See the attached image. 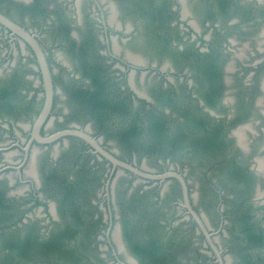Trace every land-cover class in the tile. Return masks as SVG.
I'll list each match as a JSON object with an SVG mask.
<instances>
[{"label":"flooded vegetation","instance_id":"obj_1","mask_svg":"<svg viewBox=\"0 0 264 264\" xmlns=\"http://www.w3.org/2000/svg\"><path fill=\"white\" fill-rule=\"evenodd\" d=\"M0 12L34 36L52 83L37 124L46 90L36 50L0 24V264H179L174 255L189 251L228 264L217 236L229 233L233 264H264V0H0ZM90 111L96 121L79 120ZM68 129L147 173H180L221 261L178 178L114 165L77 134L51 138ZM138 150L184 161L151 168Z\"/></svg>","mask_w":264,"mask_h":264},{"label":"rangeland","instance_id":"obj_2","mask_svg":"<svg viewBox=\"0 0 264 264\" xmlns=\"http://www.w3.org/2000/svg\"><path fill=\"white\" fill-rule=\"evenodd\" d=\"M264 31V28L261 30V32H263ZM260 32V33H261ZM260 40H261V37H259V38H257V42H260ZM120 44V43H119ZM138 76H134V78H133V83L136 85V87L138 88V89H143L148 95L151 93H149V90H147V87L146 86H143L139 81H138ZM230 96V95H229ZM231 97V99H232V96H230ZM260 99H259V102L262 104H264V94H262L261 96H258ZM258 97H257V99H258ZM261 107H263V112H264V106H262L261 105ZM78 118H79V120H83V119H86V121L87 122H91L92 120H93V122L94 121H96L97 119H96V117L94 116V117H91V111L90 112H87L84 116L83 115H79L78 116ZM245 127H247V128H249V129H255V130H253V131H256V130H258L259 131V129L258 128H256L255 126H252L250 123H245V124H243ZM263 128H264V126H263ZM99 135H101V136H105V134H106V132L105 131H101V132H99L98 133ZM108 141H110L111 143H114V145H117L118 147L120 146V143L119 142H116L115 140H113V139H111V138H109V137H107L106 138ZM264 145V137L263 138H261L260 139V147H262ZM115 148H117L116 146H114ZM120 148V147H119ZM118 149V148H117ZM119 150V149H118ZM121 151V150H120ZM138 155L136 156L137 157V159H140L139 160V162L141 163V161L143 162H145V164L148 166V167H151V168H160V167H162L163 165H166V164H168V165H171V166H175V165H179L180 163H181V161H184V156L182 155V154H176V152L175 153H171L170 151H167L162 157H159V158H154V157H152V156H148L147 154H146V152L145 151H142V150H138ZM126 157H128V158H131V157H133L134 155H131V153H129V152H127V153H123ZM258 156L256 157V159H258V160H262V161H264V149L263 148H261V150L259 151V153L257 154ZM264 168V167H263ZM187 177H188V179H190V181L191 180H193V181H196V182H198L199 183V180H198V178L197 177H195V175L193 174V173H188V171H187ZM199 179H200V176H199ZM117 181H116V186H117V188H119V187H122V186H124V184H125V179H124V177H120L119 179H116ZM197 183V184H198ZM196 187H194V191H193V193H195V189ZM262 193L261 194H263V196L261 197V201H264V189L263 188H261V190H260ZM99 193H101L102 194V191H100ZM154 192L153 191H151V192H148V195H149V198H153L154 197V194H153ZM147 195V196H148ZM155 204V203H154ZM264 204V203H263ZM156 205V204H155ZM149 205L148 204H146V206L144 207V209H147V208H149L148 207ZM157 206H159V205H156V207ZM200 206V205H199ZM202 206H200V208H201ZM152 208H154V205H153V203H152V205L150 206V208L149 209H152ZM163 210H166V207L164 206L163 207ZM161 211H162V207H160L159 206V208H158V212H160L161 213ZM200 212H201V214L203 215V217H204V219H205V221H206V223L210 226V227H213V228H216V223H215V219H216V216L210 211V210H207V209H204V207H203V209L201 208L200 209ZM106 213V212H105ZM84 214H86V215H88V216H90V214H91V209H90V211H89V209L87 210V211H85L84 212ZM263 222H264V220H263ZM188 225H187V223L184 221V222H182V223H180V225L178 226L180 229H183V228H185V227H187ZM189 227V226H188ZM102 231H104L105 232V229L104 228H102L101 229ZM102 235H101V237L104 239V237H103V233H101ZM116 234V233H115ZM99 235H100V233H99ZM229 235V236H228ZM227 236H224V237H222V236H217V242L219 243V245L221 246V247H223V248H227L226 250H225V255H226V260L228 261V264H233V261H236V257H235V255L230 251V250H228V248L229 249H231L230 248V246H231V243H233L232 242V239H236V238H234V235L232 236L231 235V233H229ZM115 238V237H114ZM187 238V240H188V242H192L193 244H194V247H195V249H203V244H204V242H203V240L201 239V238H197L196 236H190L189 238H188V236L186 237ZM116 239V238H115ZM99 241V240H98ZM116 241H117V246H118V248L120 249L121 247H122V244L120 243V241H118L117 239H116ZM86 248L87 249H89V251H91L92 253H95V254H97V252H99V251H97L96 250V246H95V244H94V241H93V239H92V235H91V239L89 240H86ZM99 243V246L102 248H104V244H105V242L102 240V239H100V241L98 242ZM108 248V247H107ZM90 252V253H91ZM181 253V252H180ZM178 254V253H176L175 255H174V257L175 258H177L178 259V261H179V264H208L207 263V261L204 259V258H202V257H199V255H196V254H192L191 255V251H189V255L190 256H188V253H186V254ZM127 255H129V254H127ZM97 256H100V255H97ZM47 264H51V263H47ZM215 264V263H214Z\"/></svg>","mask_w":264,"mask_h":264},{"label":"water","instance_id":"obj_3","mask_svg":"<svg viewBox=\"0 0 264 264\" xmlns=\"http://www.w3.org/2000/svg\"><path fill=\"white\" fill-rule=\"evenodd\" d=\"M0 24H2L5 28L10 29L12 32H14L18 36L22 37L23 39L29 41L31 43V45L36 50L38 59L40 61L41 67H42L43 76H44L45 90H46L45 104H44V107L42 109V112H41L39 118L37 119V124H40L45 119V117L47 116V114H48V112L50 110V107H51V102H52L51 76H50V73H49V70H48V67H47V63L45 61V57H44L42 51L40 50V48L38 47L36 41L34 40V36L29 34L22 27H20L16 23H14L8 17L3 15L1 12H0ZM68 133L77 134V135H80V136L84 137L89 142H91V144L93 146H95V148L98 151H100L105 157H107L114 165H118V166H121V167H124V168H128V169L134 171L135 173H137L139 175H142L143 177L152 178V179H165L166 177L174 176V177L178 178V180L181 182L182 187H183L185 206L188 208L189 212L193 215L194 219L196 220L197 224L199 225V228L202 230V232L204 233L207 241L209 242L211 248L213 249V251L215 252L217 257L219 258V261H221L220 251L217 249V247L215 246V244L213 242V239H212V236L215 233H213V232L211 233V232L208 231V229L203 224V222L200 219V217L196 214V212L193 210V208L189 204L185 180H184L183 176L180 173H178V172H176L174 170L165 171L164 173H159V174L147 173L145 171H142L141 169H138L137 167H135V166H133V165L127 163V162H124L122 160H119L116 157H114L108 151L103 149L94 137L89 136L88 134H86L85 132H83L81 130H72V129L63 130V131L57 132L51 138H54V137H57V136H60V135H64V134H68Z\"/></svg>","mask_w":264,"mask_h":264},{"label":"trees","instance_id":"obj_4","mask_svg":"<svg viewBox=\"0 0 264 264\" xmlns=\"http://www.w3.org/2000/svg\"><path fill=\"white\" fill-rule=\"evenodd\" d=\"M123 137L128 138V140H129V138H130V137H127V136H123Z\"/></svg>","mask_w":264,"mask_h":264}]
</instances>
